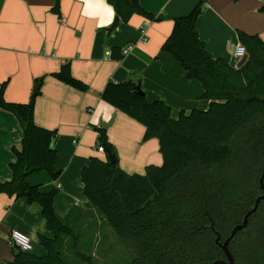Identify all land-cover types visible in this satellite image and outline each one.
I'll return each mask as SVG.
<instances>
[{
  "label": "trees",
  "instance_id": "trees-1",
  "mask_svg": "<svg viewBox=\"0 0 264 264\" xmlns=\"http://www.w3.org/2000/svg\"><path fill=\"white\" fill-rule=\"evenodd\" d=\"M61 1H55L53 12L60 14ZM107 1L122 23H129L134 15L155 20L140 0ZM204 5L201 0L189 15L174 21L162 50L176 58L189 80L202 85L203 98L211 102L207 111L181 113L174 119L168 104L148 102L132 81L110 82L101 94L103 101L146 128L145 141L159 140L164 159L161 167H147L145 175H129L119 167L107 131L98 128L106 159L93 158L81 174L90 208L132 252V264H213L224 260L216 244L217 234L224 242L263 194L264 41L240 32L246 62L234 68L223 58L215 59L197 29ZM260 11L264 13V4ZM55 77L81 92L89 91L73 77L69 65ZM42 81H37L38 94ZM6 86L0 88V109L16 116L23 141L20 149H12L17 157L11 165L13 178L0 182V194L39 204L53 234V238L40 237L47 251L44 257L15 247L10 264H94L92 255L80 251L82 235L76 224L84 218L70 221L60 217L55 209L58 189L43 193L40 186L27 182L40 172L59 179L55 170L58 134L36 125L34 106L7 102ZM107 151L115 155V165ZM230 250L235 264H264V202Z\"/></svg>",
  "mask_w": 264,
  "mask_h": 264
},
{
  "label": "crops",
  "instance_id": "crops-1",
  "mask_svg": "<svg viewBox=\"0 0 264 264\" xmlns=\"http://www.w3.org/2000/svg\"><path fill=\"white\" fill-rule=\"evenodd\" d=\"M55 1L0 0V88L6 83L7 102L29 104L37 81L43 80L34 102V120L58 134L55 170L60 177L55 181L40 172L27 182L40 186L43 193L58 189L55 209L59 216L80 221L97 215L88 204L81 174L93 158L106 159V154L97 152L102 123L113 121L107 138L125 173L145 175L147 167L164 164L159 140L145 141L146 128L141 123L101 98L110 82H134L148 102L168 104L174 119L181 113L209 109L211 102L203 98L202 85L189 80L176 58L162 50L174 21L189 15L201 0H140L155 20L134 15L126 24L119 19L113 31L109 30L118 17L107 0H62L60 14L53 12ZM204 4L197 22L200 39L215 59L223 58L237 68L239 33L264 41L263 1L204 0ZM128 47L130 51L123 54ZM66 65L88 92L55 77ZM22 141L16 116L0 109V182L12 180L11 165L17 161L12 149H20ZM13 231L30 238L33 249L28 254L38 258L47 254L40 237L53 238V234L41 206L0 194V264L14 260L17 247L9 240Z\"/></svg>",
  "mask_w": 264,
  "mask_h": 264
},
{
  "label": "rangeland",
  "instance_id": "rangeland-1",
  "mask_svg": "<svg viewBox=\"0 0 264 264\" xmlns=\"http://www.w3.org/2000/svg\"><path fill=\"white\" fill-rule=\"evenodd\" d=\"M76 227L82 235L80 251L92 255L94 264H132V252L122 245L102 217L90 214Z\"/></svg>",
  "mask_w": 264,
  "mask_h": 264
},
{
  "label": "water",
  "instance_id": "water-1",
  "mask_svg": "<svg viewBox=\"0 0 264 264\" xmlns=\"http://www.w3.org/2000/svg\"><path fill=\"white\" fill-rule=\"evenodd\" d=\"M118 24H119V18L116 19L114 25L112 26V28L109 31H113L118 26ZM246 60H247V55L243 58V60H241L238 67H241L246 62ZM137 90H138L140 95L144 94V92L142 91V89L139 85L137 86ZM38 91H39V88L36 87L34 89L33 95L31 97V101L29 103V105L32 107L34 106V102H35V99L38 95ZM112 123H113V121L108 123V124L102 123V128L104 130H107L112 125ZM107 154H108L112 164L115 165L116 164L115 155L111 154L109 151H107ZM260 185H261V189L263 191V194L256 199L255 205L244 216L242 223L236 225L233 228L230 236L224 242L221 241V237L216 233L217 234L216 244L223 251V253L225 255V259L224 260H218V261L214 262L213 264H235V258L233 256L231 250H230V246L236 240L238 234L240 232L245 231L248 228L251 218H253L257 215L258 211L261 208L262 203L264 202V174L260 180Z\"/></svg>",
  "mask_w": 264,
  "mask_h": 264
},
{
  "label": "built area",
  "instance_id": "built-area-1",
  "mask_svg": "<svg viewBox=\"0 0 264 264\" xmlns=\"http://www.w3.org/2000/svg\"><path fill=\"white\" fill-rule=\"evenodd\" d=\"M130 49V47L125 48L123 50V54H127ZM235 54L238 60H243V58L247 55L246 48L242 45H239ZM97 152L101 154H106L105 148L102 145L99 146ZM9 240L13 246L19 248L22 252L29 253L33 249V245L30 238L18 231H13L9 236Z\"/></svg>",
  "mask_w": 264,
  "mask_h": 264
}]
</instances>
